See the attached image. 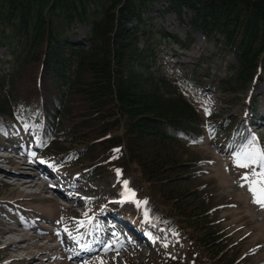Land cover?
Returning a JSON list of instances; mask_svg holds the SVG:
<instances>
[{"label":"trees","instance_id":"obj_1","mask_svg":"<svg viewBox=\"0 0 264 264\" xmlns=\"http://www.w3.org/2000/svg\"><path fill=\"white\" fill-rule=\"evenodd\" d=\"M169 13L214 53L181 61L196 40L188 30L163 27ZM2 50L0 142L25 123L36 143L48 141L42 161L54 170L93 182L110 181L120 170V191L127 181L135 198L147 201L132 216L147 213L189 247L188 254L166 252L156 264H249L253 250L231 252L247 238L235 240L240 226L228 231L215 219L227 203L190 188L204 177L207 157L188 159L185 150L212 148L205 141L245 145L238 116L259 115L264 0H0ZM194 87L237 110L206 114ZM7 186L0 181V194Z\"/></svg>","mask_w":264,"mask_h":264},{"label":"rangeland","instance_id":"obj_2","mask_svg":"<svg viewBox=\"0 0 264 264\" xmlns=\"http://www.w3.org/2000/svg\"><path fill=\"white\" fill-rule=\"evenodd\" d=\"M151 15L155 17L156 23L162 22L155 11ZM185 21L188 22L187 16H185ZM162 25L178 34H183L184 30H188L195 38L194 46L187 52V56L180 59L181 61H191L192 58L198 57L203 50H206L207 55L214 53L213 45L207 43L199 33L192 31L187 24L185 26L181 25L175 14H167ZM81 32H85V29L82 28ZM3 52L5 51H0V53ZM228 61L233 62L234 59L230 57ZM174 72L181 73L182 68ZM193 91L197 97L196 100L205 109H218L222 114H227L229 111L233 114L237 110L238 106L230 108L229 104L228 108H224L222 104L224 101L210 90L195 88ZM257 93H259L257 99L259 115L255 122H249V131L252 136L255 134L259 141H264V125L261 124V122L264 124V121H261L264 120V81L258 85ZM241 104H244V99L239 105ZM238 117L246 120L244 113L239 114ZM253 123L256 126H251ZM33 131V128L29 125L23 127L24 134L32 136ZM30 143V139L23 138L22 135L18 134L13 138L10 145L0 144V157H12L10 163L0 162V181L8 185L1 192L0 201L8 199L10 205H17V202H20L16 208L19 209V212L0 216V254L5 256L3 263L64 264L66 260L71 264H86L84 261L89 256L80 258L81 251L79 249L74 250L73 247L75 241L80 237L79 232L76 230L70 232L71 235H67L68 232H65L59 225L65 207L76 211L83 210L86 207L89 209L96 208L98 215H101L100 211L107 203H114L115 210L112 215L116 216V213H118L125 218L138 206L131 200L126 199L117 189V185L114 187L120 176L115 171H113L110 181L105 179L104 181L93 182L85 180L84 176L79 178L70 174L59 175L56 173L57 180L50 183L48 177H46V171L42 170L40 162H38L41 155H38L37 151L41 150V146H35V153L22 150V146L28 147ZM208 143L205 141L203 146ZM2 145L3 149L8 150L7 152L2 151ZM208 145L213 149L210 147H195L185 150V157L188 159L199 158L202 160L206 157V159H209V162H206L208 166L206 168L207 174L204 177L199 176L200 179L188 184L190 188L200 189L201 194L204 196H214L216 204L229 203L233 200L238 202L236 207L227 209L229 211L225 210L221 214L218 212L215 219L220 222L219 227L222 229L228 227V231H235V227H231L235 223L243 227V230L236 231L235 240L247 237L245 243H240L233 248L232 253L242 254L246 251L259 249L254 253L251 252L248 262L249 264H264V246H260L261 243H264V207L253 202L252 193L248 190L245 181L242 180V176L251 173V168L237 167L235 157L229 147L225 145L223 147H213L210 143ZM12 152L14 153L12 154ZM23 162H25V165ZM258 170L259 168H257ZM23 173H28L32 179L22 177L21 174ZM18 178H23L29 182L34 180L33 183H37L38 186H23L17 180ZM237 194L238 196H236ZM95 199L96 201H94ZM106 199L109 200L107 203ZM48 216L52 219H47ZM116 219L118 220L116 224L119 226L121 218ZM144 219L142 217V229L134 228L135 224L128 220L124 225L129 226V228L124 226L119 232H117L118 230L113 231L112 226L103 223L93 233L94 238L90 242V247L95 249V246H100L102 249L103 243L110 244L107 251L110 257L117 262L116 264H156L154 261V259L157 260L156 256L161 255L166 250L172 251V253H174L173 249L187 251L186 244L182 241L180 243L177 236L162 231L151 223H146ZM49 231L52 234H49ZM103 233L107 237H104ZM117 234H119L118 237ZM95 236H98V238H95ZM37 237L38 239H36ZM116 237L118 239L127 238L129 241H126L127 243L123 246H118L119 240H115ZM84 239L83 235L81 240ZM51 240L59 242H52ZM89 240H91V236ZM9 242L12 244L16 242L17 246L7 247ZM58 244L59 246H57ZM71 250L72 253H70ZM190 254L192 253L190 252ZM99 260H94V264L99 263Z\"/></svg>","mask_w":264,"mask_h":264},{"label":"snow or ice","instance_id":"obj_3","mask_svg":"<svg viewBox=\"0 0 264 264\" xmlns=\"http://www.w3.org/2000/svg\"><path fill=\"white\" fill-rule=\"evenodd\" d=\"M205 111L206 114H208V110L205 109ZM116 151L118 152L119 150L117 149ZM236 166L241 168H251V173L242 176V180L245 181L248 190L252 193L253 202L257 203L261 207H264V151L259 149L246 151L241 156L236 158ZM257 168H259V171H257ZM121 174L122 173L120 170H117V175L119 176ZM123 188L125 191L122 193V195L126 199L136 203L138 207L141 206L142 203H147V201L140 202L135 199L136 194L134 191L128 188L127 181H123ZM145 216L147 217V213H145ZM101 264H103V262H101Z\"/></svg>","mask_w":264,"mask_h":264},{"label":"bare ground","instance_id":"obj_4","mask_svg":"<svg viewBox=\"0 0 264 264\" xmlns=\"http://www.w3.org/2000/svg\"><path fill=\"white\" fill-rule=\"evenodd\" d=\"M23 164L25 165V162H23ZM17 180H19L20 181V184L23 185V186H30V187H32V186H35V187L38 186L37 183H33L34 180H32V182H29L27 180H24L23 178H18ZM12 245L14 247H16L17 246V243L15 242V244H12V243L9 242L7 247L12 246Z\"/></svg>","mask_w":264,"mask_h":264}]
</instances>
